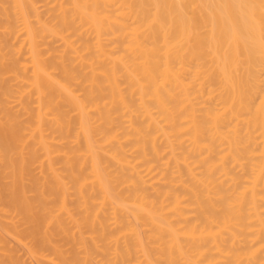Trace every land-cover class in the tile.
I'll list each match as a JSON object with an SVG mask.
<instances>
[{
    "label": "bare ground",
    "instance_id": "6f19581e",
    "mask_svg": "<svg viewBox=\"0 0 264 264\" xmlns=\"http://www.w3.org/2000/svg\"><path fill=\"white\" fill-rule=\"evenodd\" d=\"M28 260L264 264V0H0V264Z\"/></svg>",
    "mask_w": 264,
    "mask_h": 264
},
{
    "label": "rangeland",
    "instance_id": "374dc122",
    "mask_svg": "<svg viewBox=\"0 0 264 264\" xmlns=\"http://www.w3.org/2000/svg\"><path fill=\"white\" fill-rule=\"evenodd\" d=\"M16 109V108H15ZM17 110V109H16ZM12 244L14 245V247L18 250V253L20 254V255H25V252H24V249L22 250L20 247H19V245L17 244V242L16 241H13L12 242ZM28 263L29 264H32L29 260H28Z\"/></svg>",
    "mask_w": 264,
    "mask_h": 264
}]
</instances>
